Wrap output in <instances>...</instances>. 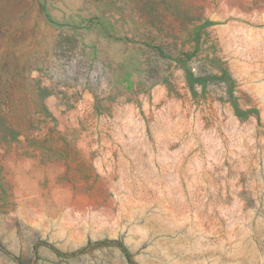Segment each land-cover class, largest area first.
<instances>
[{
    "label": "rangeland",
    "instance_id": "1",
    "mask_svg": "<svg viewBox=\"0 0 264 264\" xmlns=\"http://www.w3.org/2000/svg\"><path fill=\"white\" fill-rule=\"evenodd\" d=\"M0 264H264V0H0Z\"/></svg>",
    "mask_w": 264,
    "mask_h": 264
}]
</instances>
